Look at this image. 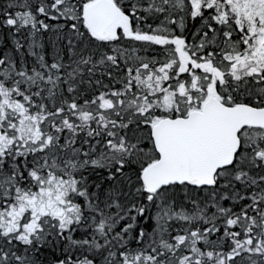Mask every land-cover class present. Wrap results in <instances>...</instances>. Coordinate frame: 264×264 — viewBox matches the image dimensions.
Segmentation results:
<instances>
[{
  "label": "snow or ice",
  "instance_id": "6c2138e0",
  "mask_svg": "<svg viewBox=\"0 0 264 264\" xmlns=\"http://www.w3.org/2000/svg\"><path fill=\"white\" fill-rule=\"evenodd\" d=\"M0 264H264V0H0Z\"/></svg>",
  "mask_w": 264,
  "mask_h": 264
}]
</instances>
